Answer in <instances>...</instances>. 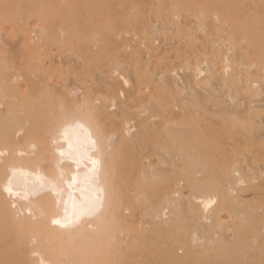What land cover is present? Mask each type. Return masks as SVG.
<instances>
[{"label":"bare ground","instance_id":"1","mask_svg":"<svg viewBox=\"0 0 264 264\" xmlns=\"http://www.w3.org/2000/svg\"><path fill=\"white\" fill-rule=\"evenodd\" d=\"M211 23L218 37L194 59V29ZM7 25L26 44L13 71L17 54L0 56V264H264V0H0V36ZM159 26L185 37L179 67L142 68L136 49L121 73L128 35L153 50L159 37L148 31ZM52 49L66 65L80 61L66 72L70 91L49 83L42 58ZM102 64L103 79L132 85L137 99L149 91L137 116L92 99ZM98 103L106 117L122 111V134L104 130ZM77 123L79 169L61 135ZM151 151L156 160L143 155ZM88 156L99 161L91 187ZM85 188L100 197L95 214L54 224Z\"/></svg>","mask_w":264,"mask_h":264},{"label":"rangeland","instance_id":"2","mask_svg":"<svg viewBox=\"0 0 264 264\" xmlns=\"http://www.w3.org/2000/svg\"><path fill=\"white\" fill-rule=\"evenodd\" d=\"M182 22H183L182 25H184V26L186 25L187 28H191V27H193L192 25H194V23H193L194 22V19H190L189 21L182 20ZM31 23L32 24H31L30 28L31 29H35L36 28L35 22L32 20ZM219 26L221 27L222 25L220 24ZM151 27L152 26H149L146 29L149 30V29H151ZM215 27H216L215 24H213V23L209 24L206 27V32H207L206 34L207 35L204 34V33H202V31H200V30L194 29V32L193 33H195V35H193V42H192V45H191V47L189 49L186 46V42L182 41L185 38L184 36H182V35H180V36L179 35H176L175 36V34H173L172 32L171 33L168 32L170 26H168V27H163V26L161 27V26H159V31L158 32H160V33H155L153 36L150 35V32L148 31V34H149L150 39H153L154 40V38H156V37L158 38L159 37L158 40H157L158 42H153V44H151V47L153 48V50H149V51L144 46L143 47L142 46L141 47L139 46L140 41H141V38H139L137 40H132L131 35H128L129 40H130L131 49H129L127 52L126 51H122V53H121V56H120L121 73L127 74L126 73L127 72L126 70L131 69V65L129 63L131 61H134L135 58H133L132 54H129V52L133 53L134 50H136V49H139L137 51L140 52V64H141V67L142 68H144L146 65H150L149 67L152 70L155 69L154 67H156V69L158 67V69H163V70H167V69H170L172 67H176L177 68V67H179V63L182 61V59L181 58H177V55L175 54L176 52H174L176 50V48H179L180 49V53L182 52L181 54H184L187 51V49L188 50H193L194 51L193 57H194V59L197 58L198 54H202L200 52V50L202 52H204L205 45H206L207 41H209L211 38L218 37L216 35V33H215L216 32V28ZM22 30L23 29H21L20 27H14V28H12L10 25H7L6 28H5V30H4V32L0 36V40H1L0 41V45L3 46V48L1 46L2 54L0 53V56L1 55H5L4 57H7V58L9 57V59H10L15 54H17V55H15L13 57V58H16L15 60L13 59L14 60L13 63L10 60V62L13 64L12 65L13 68L10 69L12 71L15 68V66L17 67L16 63L17 64L19 63L17 56H19L22 53V49H23L24 45L26 44V40L23 41L24 40L23 38L25 36V33L22 32ZM205 35L207 37H205ZM17 36L18 37H21V38H19L21 40H19ZM162 36H164V37L162 38ZM209 36H210V38H209ZM160 38H162V41H159V40H161ZM167 39H169V40H167ZM118 40H121V38H118ZM167 41H168V43H167ZM2 42H3V44H2ZM182 42H184V43H182ZM7 43L8 44L10 43V45H8ZM15 44H18L17 47H16ZM119 44L121 45L122 44V41H120ZM183 44H185V46H186L187 49L185 48V46ZM41 47H42V45H41ZM199 47H202L203 49H201ZM9 49H10V52H8ZM4 50H7V51H4ZM54 50L55 49L50 50L47 53V55L42 58V66L44 67V69H45V71L47 73L46 75L51 78L49 80V83L50 84H52L54 87H58V86H63L65 88L67 87V89L70 91V90H72L74 88V86H71V85H74L75 84V80H74V78L72 77L71 74H68L66 72L70 71V69L72 68V66L76 67V64L77 63L80 64V61H78V60L76 61L73 58H72L73 59L72 60L70 57H68V63L70 65V67H71L70 68L69 65H66L67 62L64 63L65 61H67V60H64L66 56L59 55L58 52L57 51H54ZM7 53L8 54L10 53L9 56L7 55ZM37 55H38V53H37ZM63 56H64V59L61 58ZM150 56H152V57H150ZM147 58H149V59H147ZM54 59H55L56 62L54 61ZM66 59H67V57H66ZM69 60H70V62H69ZM147 61H148V63H147ZM164 62L166 63V65H165ZM52 63H53V65H52ZM79 64H77V67L79 66ZM52 67H55V69L52 68ZM64 67H65V69H64ZM61 70H62V73H61ZM64 70H66V71H64ZM109 70H110V67L108 65H106V64L100 65V69L96 72V74L97 73L100 74V77L98 78V82L95 83V88H94V90L91 93L92 99H95V98H97L99 96H101V97L104 96L103 98H106V99H109V100H111V99H117V100H119L120 105H122L123 107L127 108L130 113H133L134 115L137 116L139 114V108H140V106L142 104H145L146 101H147L145 97L149 94V91L147 92V90H144L142 92L141 95L143 97V100L137 99L136 98V94H135V90L133 89L132 85L125 86L120 78H118V79L109 78L110 80L109 79L108 80H104L103 79L104 77H107L109 75ZM63 73H64V75L61 76V74H63ZM56 75H58V76H56ZM72 80L74 82H72ZM65 81L68 83L67 84L68 86H65V84H66ZM107 82H109V83L107 84ZM55 83H57V84L55 85ZM115 91H117V92H115ZM120 92H121V94H120ZM82 93H83V91H82ZM98 105L101 108L100 109L101 115H100L99 120H100L101 125L104 128V130L107 133L117 132V133L122 134L124 132V127H123V114H122V111L121 110H118V109H115L113 111L114 112L113 116L106 117L107 113L102 108L103 107L102 106V103H98ZM166 109L174 110L173 107H169V108L167 107ZM161 119L162 118L159 117L155 121L160 122ZM135 125H138V123L136 122ZM144 154L146 156L149 155V158H151L153 160H156L157 159V157H156L157 155L155 154L154 151H151L150 153H145L144 152L143 155ZM143 161H145V160L143 159ZM141 179H142V169L140 167H136L135 168V171H134V181H135V183H137ZM134 190H135V188L132 189V191H134ZM136 196H137V193H135V194L131 193V197L135 198ZM141 209H143L142 206L141 207H138L135 210V213L136 214H140L141 213Z\"/></svg>","mask_w":264,"mask_h":264},{"label":"snow or ice","instance_id":"3","mask_svg":"<svg viewBox=\"0 0 264 264\" xmlns=\"http://www.w3.org/2000/svg\"><path fill=\"white\" fill-rule=\"evenodd\" d=\"M82 127L83 126L80 125L79 123L75 124L74 126L69 124V125L65 126L61 131V135H62L64 141L68 143L69 149H72L73 152H76V155H73V152H69L68 158L71 160L72 163H74L76 165L77 169H79L81 163L83 162V157L80 156L77 149L73 148L70 133L76 134V130L80 129ZM89 142L93 144V148H94L95 142L94 141H89ZM60 156H62V157L65 156V153L60 152ZM87 159L89 160V162L92 166L90 169V173L92 175L86 176L85 182L89 187H91L92 182L95 178V173L97 171V166H98L99 161L97 159H93L91 156H88ZM77 182H78V176L73 175L71 177V180L68 182V188L72 189L77 184ZM11 184H12V181L10 179L9 180V187L6 189V191H8L10 195L14 194L12 191ZM86 191H87L86 188L81 189L82 199L79 202L73 200L72 194L70 193L69 198L72 201V208H73L72 216L68 217V213H67V209H66L65 210V217L66 218L63 221H61L60 219H54L53 223L54 224H61L62 226H68V225L74 224L75 222L79 221L80 218H82L83 216L94 215L95 212L97 211L100 197L97 195L96 199L93 200L89 195H85Z\"/></svg>","mask_w":264,"mask_h":264}]
</instances>
